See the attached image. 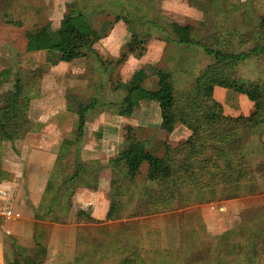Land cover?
Returning <instances> with one entry per match:
<instances>
[{"label":"rangeland","instance_id":"1","mask_svg":"<svg viewBox=\"0 0 264 264\" xmlns=\"http://www.w3.org/2000/svg\"><path fill=\"white\" fill-rule=\"evenodd\" d=\"M52 1L54 6L50 5ZM90 1L0 0V68L6 63L10 70L9 78L2 80L0 95L11 87L15 75L20 73L29 93L36 96L28 102L29 116L31 110L39 108L41 101L48 104L47 110L51 112L58 111L61 106L76 108L92 102L94 112L106 106L120 111L117 103L126 91L142 85L141 70L149 66L146 63L156 62L157 68L170 72L178 102L182 94L193 88L199 71L215 63L198 43L218 49L223 55L242 57L235 62L221 63L229 80L254 85L257 89L264 86V53L260 52L264 47V29L258 27L264 17V0H258L256 6L239 0H184L193 4L197 13L188 22L180 19L178 23L162 12L160 0H138L142 11L131 10L126 14H120L123 1L102 0L100 3L105 10L98 11L91 19L93 45L109 37L108 41L116 38L117 42L103 44V51L109 52L99 54L100 58L89 52L85 58L86 69L79 76L68 73L66 68L63 74L49 73V67L45 68L43 63L45 52L30 54L25 51V32L47 24L56 35L63 13L86 9ZM129 18L125 23L124 19ZM152 23L161 24L162 31ZM183 25L190 28L189 38L193 44L181 43L177 37H172L171 31L178 33ZM166 34L171 41H166ZM153 40L164 43L159 61L154 59L156 54L152 49L156 44L151 42ZM147 83V87L153 88L156 78ZM217 88L213 96L222 105L225 115L248 117L259 108V101H251L226 88H221L220 99L215 95ZM133 98V110H136L140 98L136 92ZM246 103L251 105L249 114L242 108L248 106ZM156 118L155 113L153 119ZM151 126V130L135 128L131 133L156 155H163L165 144L175 146L191 134L182 125L171 134L163 132L161 127L158 130L156 124ZM260 128L263 131L264 125ZM258 131L250 135L252 131L247 130L241 138L255 175L257 186L253 194L247 191L243 196L226 199V190L218 189L214 201L209 203L193 190L181 191L172 205L151 212L144 203L137 209L140 196L149 198L154 193V185L138 176L131 185L125 184L128 193L119 199L123 210H118L125 220L114 224L108 220L94 222L87 220L91 209L84 210L88 215L81 219L75 212L64 222L65 228L49 231L50 241L47 225L41 228L46 235L43 245L47 247L50 242L43 260L27 261L22 254V261L26 264H264V132L259 134ZM124 139L119 151L129 142L126 131ZM74 161L82 162L77 155H70L68 162ZM87 165L91 169L96 167L94 163ZM140 166L139 173L144 169L142 164ZM73 171L72 165L65 168L67 176ZM83 180L91 184L96 174L86 175ZM55 193L51 192L49 198ZM18 261L21 264V259Z\"/></svg>","mask_w":264,"mask_h":264},{"label":"trees","instance_id":"2","mask_svg":"<svg viewBox=\"0 0 264 264\" xmlns=\"http://www.w3.org/2000/svg\"><path fill=\"white\" fill-rule=\"evenodd\" d=\"M130 1L132 10L142 11L139 1ZM100 10L103 8L87 7L66 12L56 35L51 32L47 24L35 26L32 30L25 32V51H45L46 62L52 66L59 62H70L85 57L89 52H93L94 33L91 19ZM152 24L162 31L161 24ZM258 27L264 29V17L260 20ZM189 32L190 28L183 26L178 33L171 31V35L177 37L178 42L193 44L189 38ZM164 37L168 42L172 40L167 34ZM160 38L163 36L161 35ZM198 44L205 54L215 59V63L199 71L194 79L193 88L182 94L178 102L175 99L170 72L145 66L144 70H141L145 84L142 83L127 90L125 96L117 103L120 105V114L130 116L135 106L133 93L136 92L140 99L158 103L160 127L165 132H172L182 125L191 134L185 141L175 146L165 144L163 155H156L147 150L143 141L133 137L131 128L125 129L129 142L119 151L118 157L110 162L111 197L106 220L111 219L114 210H123L122 201L119 199L128 193L125 184L131 185L135 181L136 172L142 162L148 165L145 180L154 185V193L149 198L147 195L140 196L137 209L140 208L141 203H144L151 212L169 207L177 200L181 191L193 190L198 193L200 199L209 203L214 201L218 189L221 192L226 190L224 195L226 199L243 196L247 191L251 194L256 191L252 163L241 145V138L247 130L252 131L250 135H254L258 130L259 134L264 132L260 128L264 125V86L257 89L254 85L251 87L243 82L229 80L223 73L221 63L226 60L235 62L242 57L223 55L218 49ZM260 52L264 53V47H261ZM9 76V68L0 70V86L3 84L2 80L8 79ZM152 78H156L155 86L147 87V82L152 81ZM215 87L230 89L245 95L251 101H259V108L248 117L225 115L222 105L213 96ZM29 90L20 73H17L11 87L1 93L0 148L3 142L13 143L24 138L29 125L28 102L35 96L31 95ZM92 104L78 105L74 109L78 116L77 138L64 139L60 145L41 206L35 216L37 219H52L49 214L53 212L64 184L75 179L85 185L90 184L84 182L83 178L97 170V167L91 169L86 163L79 161L71 164L68 162L73 149L80 143L84 134L85 114L91 109ZM71 165L74 171L67 176L65 168ZM51 192H56L52 199L49 198ZM87 215L88 213L84 210L77 211L79 219ZM87 218V220L96 221L90 216ZM13 253V264H20L19 259L21 264H26L22 261L23 255L16 246H13Z\"/></svg>","mask_w":264,"mask_h":264},{"label":"crops","instance_id":"3","mask_svg":"<svg viewBox=\"0 0 264 264\" xmlns=\"http://www.w3.org/2000/svg\"><path fill=\"white\" fill-rule=\"evenodd\" d=\"M101 1L91 0L89 7L95 9L97 7L103 8ZM121 1L123 3L120 12H123L120 14H126L132 10L133 7L130 0ZM239 1L241 3H251L253 6L259 4L258 0ZM50 5L54 6V1L50 2ZM248 6L250 5L248 4ZM159 8H161L163 13L169 15L171 19H176L177 23L180 19H187L188 22L197 13L194 5L189 2L186 3L184 0H160ZM51 10L52 8L49 11L51 12ZM63 15L61 16L62 18ZM128 20L130 21V18L124 19V22L127 23ZM107 41L99 40L97 44L93 45V53L97 58H100L99 54L102 56L109 52L103 51V44L110 45V43L114 44V42H117L116 38ZM151 42L156 44L155 49L153 48L152 50L156 54L154 59L159 61L164 43L159 40ZM98 48L104 53L99 52ZM44 52L28 53L39 54ZM86 56L70 62H59L52 66L46 62L45 52L43 63L44 66H47L45 68L48 69L49 67V73L60 72L63 74L66 68L68 73L79 76L86 69ZM5 64L0 70L9 68ZM146 64L157 67V62ZM222 92L223 89L217 88L215 95L221 99ZM238 95L243 96V94ZM221 101L223 103L224 100ZM33 104V107H35L36 103ZM38 104L39 108L31 110L30 116L28 114L29 125L24 138L13 143L3 142L0 148V191L7 192L6 198L1 196L0 193V208L5 199H7L13 214L12 218L6 219L0 213V264H11L14 255L13 246H16L22 252L27 261L43 260L46 255L44 250L50 247L48 246L50 242L48 245L46 244L47 247L43 245L46 235L44 229L41 228L47 225L49 236V231H58L61 228H65L64 222L70 219L78 210L91 209L89 214L91 218L106 220L110 205V162L118 157L120 146L125 141V129L129 127L133 130L135 128L151 130L153 129L151 125L156 124L158 130H161L159 128L161 122L160 110L158 103L153 101L140 99L139 106L136 110H133V114L130 116H123L119 111L111 110L109 106L103 107L104 109L98 112L90 109L85 114L84 134L80 143L73 149L72 156L75 155L77 149V157L82 163H94L97 167L96 172H94L96 180L86 185L80 183L78 179L64 184V189H61V193H59V201L55 204L53 212L49 214L52 219L43 218L40 220L35 216L41 206L57 153L64 139L75 140L77 138L78 116L74 111L75 108L69 105L61 106L58 111L51 112L47 110L48 104L46 105L45 101H41ZM250 106L248 104V106L242 107L247 110L246 114L250 113ZM36 111H38L37 115L33 116ZM155 113L157 118L154 120L153 116ZM176 129L169 132V134L174 133ZM162 131L165 132L163 129ZM141 164L144 169L139 173ZM141 164L136 172L135 180L138 179V176H143L142 180H145L148 165L146 162ZM67 193H70L69 196H67ZM120 211L118 209L114 210L111 219L108 221L117 223L125 220L121 217ZM50 239L51 235L49 241Z\"/></svg>","mask_w":264,"mask_h":264},{"label":"built area","instance_id":"4","mask_svg":"<svg viewBox=\"0 0 264 264\" xmlns=\"http://www.w3.org/2000/svg\"><path fill=\"white\" fill-rule=\"evenodd\" d=\"M0 193H1V196H3V197L7 196L6 191H0ZM0 213L6 219L12 218V215H13L12 210L10 208V204H9V201L7 199H5V201L2 203L1 208H0Z\"/></svg>","mask_w":264,"mask_h":264}]
</instances>
